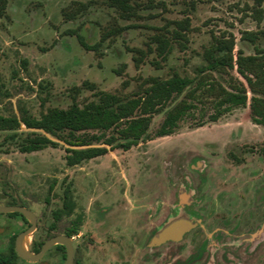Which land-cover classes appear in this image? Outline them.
Wrapping results in <instances>:
<instances>
[{"label":"rangeland","instance_id":"374dc122","mask_svg":"<svg viewBox=\"0 0 264 264\" xmlns=\"http://www.w3.org/2000/svg\"><path fill=\"white\" fill-rule=\"evenodd\" d=\"M130 2L138 3L137 15L123 19L106 0H4L0 114L19 115L21 110L37 117L72 102L84 105L97 98V91L128 97L141 92L150 76L168 78L177 72L193 81L148 114L146 133L128 148L110 147L122 140L118 129L124 124L76 132L88 140L80 147L108 149L75 165L65 160V148L72 146L66 131L49 135L55 145L30 152L20 151L0 132V204L17 202L35 213L31 242L47 232L63 231L68 220L80 214L81 225L72 237L80 264H264V122L252 119L253 93L235 66L227 72L197 71L214 37L232 33L234 55L238 50L254 54L255 45L264 48V36L255 45L240 39L242 31L264 30V3L257 19L251 0ZM185 17L189 29L184 48L172 40L171 51L160 57L150 37ZM79 36L96 49L83 47ZM137 48L146 54L136 64ZM202 74L208 75L206 83L226 89L243 84L246 105L217 114L215 98L201 94V89L189 98L187 91ZM182 98L190 100L192 108L171 133L156 135L166 112ZM109 138L110 144L105 141ZM67 185L72 214L50 230L51 211L61 206ZM172 221L192 229L176 243L156 245L155 236ZM4 225L1 253L9 251L12 235L26 222L0 213V227ZM42 261L16 258L14 264H64L62 250L52 247Z\"/></svg>","mask_w":264,"mask_h":264},{"label":"trees","instance_id":"16d2710c","mask_svg":"<svg viewBox=\"0 0 264 264\" xmlns=\"http://www.w3.org/2000/svg\"><path fill=\"white\" fill-rule=\"evenodd\" d=\"M255 18L260 19L262 12L261 5L264 0H251ZM106 3L117 9L119 15L123 19H129L137 15L138 3H131L130 0H106ZM4 4V0H0V8ZM174 25L172 29L165 27L164 32L154 33L150 37V42L155 43L157 54L166 58L172 49V40L177 41L181 48L185 46L186 31L189 29V19L185 17L181 20L171 21ZM126 28L124 26H116L108 33L102 35L104 39L107 34L115 33ZM169 34V36L167 35ZM264 36V30H245L241 32L240 39L246 40L255 45L260 37ZM80 43L86 49H96L95 45H88L79 36ZM235 46V37L232 33L214 37L212 43L204 48L202 57L204 64L197 67L199 73L209 70H217L227 72V70L236 67L237 72L245 79L247 86L253 93L251 96L250 108L251 116L255 122H264V48L255 45V53L244 55L238 50L236 55L233 54ZM150 45L148 50L151 51ZM139 54L134 57L137 64L145 56V51L135 49ZM159 65V63H156ZM208 75L202 74L196 85L187 91L189 98H193L198 90L201 94L213 96L217 114L221 110H228L233 106L246 105L247 93L243 84L234 86L232 89H226L221 84L206 83ZM193 79L187 75H179L174 72L168 78H159L150 76L143 81L141 92L135 91L131 96H120L116 93L105 91H97V98L91 100L84 105L72 102L66 108L53 107L42 112L39 116L27 115L24 111H19V115L13 113L10 115L0 114V132H5L4 140L13 141L17 148L22 152H30L41 149L47 145H55L56 142L49 135H57L66 131L69 139L67 142L71 145L88 144V140L76 135V132L86 130H109L124 124L118 129V141L113 147L128 148L135 144L137 140L146 133L149 124L148 114L156 111L163 103L172 98L174 94L181 93ZM199 92V93H200ZM193 103L185 98L180 99L165 114L161 121L156 135H166L171 133L177 126L178 121L190 110ZM223 108V109H222ZM140 114L135 115L136 112ZM217 114L214 116L216 117ZM44 131V132H43ZM94 139H100V136H94ZM112 138L105 139L107 143L112 142ZM67 154L65 156L68 165H75L83 160L98 156L107 151L105 146H86L80 148L66 147ZM8 204H19L17 202H8ZM74 203L71 199L70 187L67 185L63 190L61 206L51 211L52 222L49 229H56L57 222L64 216L72 213ZM11 215L22 214L18 212L9 213ZM81 215L77 214L69 221L70 227H65L60 232H47L45 237L35 240L32 243V250L38 251L41 244L47 238L59 234L66 233L73 235L81 224ZM14 238L12 236L10 250L8 253L0 252L1 264H14L18 258L14 250ZM62 250V259L64 260V251L62 245H56ZM74 264H79L78 259L74 257Z\"/></svg>","mask_w":264,"mask_h":264},{"label":"water","instance_id":"95a60500","mask_svg":"<svg viewBox=\"0 0 264 264\" xmlns=\"http://www.w3.org/2000/svg\"><path fill=\"white\" fill-rule=\"evenodd\" d=\"M44 132V131H43ZM73 148H80V146L72 145ZM18 212L22 214L29 222V226L23 231L19 232L14 241V248L17 255L23 260L36 262L42 258L46 251L56 244L63 245L65 247V260L64 264H74L73 258V245L72 238L66 234H55L47 238L40 246L39 250L33 252L30 250V237L36 229V215L35 213L23 205L18 204H0V213ZM178 222L172 221L164 228L160 229L155 236V241L161 240L165 236V232L171 227L177 230V233H181L185 227L177 226ZM1 230V229H0Z\"/></svg>","mask_w":264,"mask_h":264},{"label":"flooded vegetation","instance_id":"af4514ba","mask_svg":"<svg viewBox=\"0 0 264 264\" xmlns=\"http://www.w3.org/2000/svg\"><path fill=\"white\" fill-rule=\"evenodd\" d=\"M19 205V204H18ZM28 208V207H27ZM9 213H12V212H9ZM9 213H7L8 215H11V214H9ZM72 214V213H71ZM71 214H69L68 216H70ZM17 216H19V215H17ZM23 216V215H22ZM67 216V217H68ZM21 219H23L25 222H26V225L23 227V228H20L19 227V230L17 231V232H15L13 235H15V237H16V235L19 233V232H21V231H23L24 229H26L28 226H29V222H28V220L23 216V218L21 217V216H19ZM73 219V218H72ZM81 219H82V217H81ZM71 219H69L68 220V222L70 221ZM82 221V220H81ZM165 222V220L162 222V223H164ZM36 225H37V222H36ZM81 225V224H80ZM66 227H70V225H67ZM162 228H164V224H163V226L161 227V229ZM0 234H3V233H5L6 231H7V225H4V226H2V227H0ZM192 229V227H189V228H187V229H185L184 231H182L179 235H177V236H172V235H170V236H165V237H163L161 240H159L157 243H156V245H162V244H165V243H176V242H178V241H180V240H182L183 238H185V235L190 231ZM62 234H66V233H62ZM12 235V236H13ZM67 235V234H66ZM71 238L74 236V234L73 235H69ZM197 236H198V231L197 232H194L193 234H192V236L190 237V241L191 242H193V241H195L196 240V238H197ZM73 239V238H72ZM14 241H15V238H14ZM45 241V240H44ZM43 241V242H44ZM31 243H33V241L31 242L30 241V250L31 251H33L32 250V244ZM10 245H11V242H10ZM56 245H60V244H56ZM56 245H54L53 247L54 248H58V247H56ZM72 245H73V240H72ZM63 246V245H62ZM52 248V247H51ZM50 248V249H51ZM49 249V250H50ZM14 250H15V248H14ZM63 251H64V253H65V247L63 246ZM8 252H11V250H10V247H9V251ZM7 252V253H8ZM16 252V251H15ZM33 252H36V251H33ZM47 252V251H46ZM45 252V253H46ZM17 254V253H16ZM74 254H75V249H74V246H73V258H74ZM44 256V255H43ZM43 256H42V258H43ZM18 258L19 259H22V258H20L19 256H18ZM42 258L40 259V260H38V261H36V262H40V263H42L43 261H42ZM23 260V259H22ZM64 260H65V254H64ZM25 261V260H24ZM26 261H28V260H26ZM30 262V261H29ZM36 262H32V263H36ZM79 262V261H78ZM79 264H80V262H79Z\"/></svg>","mask_w":264,"mask_h":264},{"label":"crops","instance_id":"0c3cea01","mask_svg":"<svg viewBox=\"0 0 264 264\" xmlns=\"http://www.w3.org/2000/svg\"><path fill=\"white\" fill-rule=\"evenodd\" d=\"M173 229L175 230L174 227H173V228L171 227L169 230H167V231L165 232V236H170V234H171V232H172L171 230H173ZM165 236H164V237H165Z\"/></svg>","mask_w":264,"mask_h":264}]
</instances>
